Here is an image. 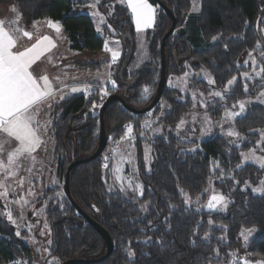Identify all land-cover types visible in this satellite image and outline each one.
I'll return each instance as SVG.
<instances>
[{
	"label": "trees",
	"instance_id": "16d2710c",
	"mask_svg": "<svg viewBox=\"0 0 264 264\" xmlns=\"http://www.w3.org/2000/svg\"><path fill=\"white\" fill-rule=\"evenodd\" d=\"M162 1L177 18L176 28L165 47L167 76H180L187 67L194 71L206 70L218 90L225 89L227 81L235 76L236 81L224 100L216 99L207 107L209 111L215 107L213 114L216 116L264 89V77L254 78L251 82L241 80V74L249 67L240 64L246 53L264 52V0H200L195 14L191 0ZM149 2L156 7V19L153 28L145 34L148 58L139 69L133 67L135 30L129 9L124 4H117L112 12L106 8L107 2L103 4L109 18L104 16L106 22L102 27L103 36H100L90 16L79 13L71 0H0L2 4H14L26 23L48 18L60 21L73 51H100L105 35L119 38L116 28L129 31L134 39L133 54L122 79L119 69L128 50L120 57L114 69L117 87L113 92L121 93L127 85V102L138 108L148 104L155 92L160 71V43L170 25L164 10L154 0ZM214 36L218 37L215 41ZM258 43L261 49L257 52ZM105 63L91 61L81 63V66L100 71ZM259 63L264 66V58H259ZM245 84L248 85L247 92ZM145 85L151 91L147 99L142 97ZM193 86L208 90L202 79L193 80ZM99 89L96 86L88 95L84 92L72 95L54 107L51 136L58 181L64 180L71 161L91 154L98 144L99 109L97 111L93 105L100 102ZM181 96L179 90L165 85L161 99L166 100L169 109L164 113L162 123L170 129L176 128L181 118L193 108L191 99L186 95L182 100ZM158 109L157 104L152 114ZM145 115L147 113L135 114L126 110L118 101H111L104 114L106 134L115 141L124 134L126 124L133 125L137 176L144 189L137 201L124 197L119 190L109 191L102 154L91 162L78 165L71 173L73 198L101 223L113 241L112 253L102 262L93 264H229L241 252L253 264L264 259V193L253 192L250 187L260 183L264 168L243 163L240 155L255 148L259 141L257 131L264 128V104L251 103L234 120V126L242 136L239 147L231 145L218 133L200 142L184 141L172 132L145 140L141 137L144 131L140 127ZM145 141L151 156L147 162ZM108 145L107 141L105 148ZM262 147L264 149V144ZM237 165L242 166L238 168ZM211 179L215 188L230 201L224 211H197L194 205L185 204V195L190 200L202 198ZM42 202L52 242L48 247L49 264L73 257L93 258L104 252L99 233L77 213L63 188H48ZM91 204L99 209L98 213ZM209 219L212 225H209ZM253 228L254 235L243 243L241 232ZM206 233L210 237L208 240ZM128 249L134 253L131 259ZM232 253L235 257L230 255ZM14 258L27 259L31 263V251L19 241L10 225L0 219V264H8Z\"/></svg>",
	"mask_w": 264,
	"mask_h": 264
},
{
	"label": "snow or ice",
	"instance_id": "6c2138e0",
	"mask_svg": "<svg viewBox=\"0 0 264 264\" xmlns=\"http://www.w3.org/2000/svg\"><path fill=\"white\" fill-rule=\"evenodd\" d=\"M100 3V0H95V3L90 5V8L93 11L89 12V15L98 18L99 22H106L103 15H101L97 9V5ZM121 3H126L127 8L129 9L130 15L132 17V21L135 25V29L137 33H141L146 29L152 28L156 19V8L149 3V0H121ZM193 11H196L195 2L193 4ZM48 26L53 29L57 35H59L63 31V26L60 21L52 20L51 18L47 19ZM15 23V22H12ZM35 23V22H34ZM111 29V25H108ZM24 37L29 39L32 38V33L27 30H22L19 27H16L13 31H9L8 28L5 27V21L0 20V134H4L7 138H11L12 141L15 142V147L11 151L6 152V160L0 158V173H3V178L0 179V198H4L5 200L8 198L9 193H15L16 189L12 188L10 184L7 183L10 177H16L18 172V162L21 157L31 158L35 160V156L33 155L38 149L41 148L42 144L46 142L42 139L41 128L42 125L40 121L37 119V114L39 108L42 104L47 101L55 100L56 93L63 92L68 85H63L56 89L53 87L52 81L49 79L47 75H34V65L37 64V61L41 59L46 53H48L51 49L56 47V44L52 37L49 35H43L36 39L35 43L31 44L29 47L23 48V50H14L17 45V39L14 33L21 32ZM97 31L100 32L101 29L98 26ZM213 41L217 40L218 37H213ZM114 43L117 45V48H112L109 46V41L105 40L104 48L106 51L111 53V64H115L118 58L121 55L119 51V41L116 40ZM141 47L143 48V43H141ZM259 47V45H257ZM260 55L264 57V52H261ZM249 57L252 58V65L254 69L255 77H264V66H261L260 71H255L256 67V59L252 56V52H249ZM245 65L249 63L246 60ZM109 75L108 82L112 85L113 88L117 87V82L114 79H110L111 73ZM189 73H185L183 78H179V84H172L170 81V87H181L183 91V87L186 86V78ZM243 77L245 79H251L252 76L248 72H244ZM59 79V78H57ZM236 81V77L233 76L232 79L227 81L225 86V91L231 86L234 85ZM209 84H214L215 81L211 78L208 79ZM91 86H85L84 88L72 86L70 89L71 93L77 92H85L87 93L88 89ZM245 92L248 91V85H244ZM99 91L102 96H106L109 94L107 86L100 87ZM150 94V88L145 85L142 89V97L147 99ZM203 95V94H201ZM264 96V92L260 94ZM210 96H214L219 98L220 100H224L225 94L221 91H216L211 93ZM65 99V95H60V100ZM193 99L195 100V94L193 93ZM211 102V101H209ZM264 103V100L260 101ZM202 106H206L203 100L200 101ZM246 103H250V101H239V112L229 111L225 108V118L226 119H235L236 117L242 115L245 111ZM48 107L51 108V104H48ZM96 105H93L95 108ZM164 107V105H162ZM235 107V105H233ZM196 117L193 116V120ZM203 122L205 125H210V118L205 114L203 116ZM159 117L152 119V112L147 113V117L145 122L141 125L143 129L150 130L152 136L145 137L143 132L141 133V137L144 139H154L155 136L162 132V127H153L156 124ZM47 124V122H46ZM46 124L44 127L46 128ZM185 124V121L182 119L179 124H177V136L179 138V131L181 127ZM125 132L124 135L120 137V141H128L129 146H131V142L135 139L133 133V125L128 123L124 126ZM212 131L211 127H202L201 133L202 135L205 133H210ZM262 131V140L257 141V145H259L262 141H264V130ZM229 137H236L237 139H242L240 134L234 129H229L227 132ZM7 141L0 142V155L5 153V144ZM236 143V141H233ZM239 147L240 145L237 143L236 145ZM195 149H193L194 151ZM149 152L150 148L145 145V161L149 160ZM245 161H253L259 164L261 168H264V157H259L256 155L254 149L249 150L246 153L240 154ZM117 156L120 157V162L113 165V174L116 181L119 182V191H126L125 182L127 185V189H131L134 192H138L139 195H143V184L140 182H136L135 186H133V180L130 177L124 176L122 173L124 169L121 167L122 163L130 164L131 156H123L120 152L119 141L115 142V146L111 149V157L109 155H105L104 163L102 167L104 169L109 168V160L115 159ZM242 165H237V167H241ZM30 171V170H29ZM223 176V172L221 173ZM24 184V178L21 177L19 181V185L22 186ZM261 184L264 185V181H261ZM113 189L109 188L111 192ZM253 192H264V187H254L252 189ZM181 192L183 190L181 189ZM29 195H35L31 190H29ZM57 195H61L57 193ZM14 203L27 205L29 203L28 200L21 197L20 200L13 201ZM230 201L222 194L213 191L212 195L209 197L207 204L205 207L208 210H224L227 208V205ZM192 201L187 198L185 195V204L190 205ZM196 203H199V198H197ZM7 207V205H5ZM63 207V205H61ZM95 208V205H92ZM146 210V209H145ZM96 211H99L97 208ZM199 211V209H197ZM7 219L11 221L13 224H16V220L13 219L12 212L7 211L5 213ZM35 215V213H34ZM21 218H23V214H21ZM151 223V222H150ZM209 225H212V220L209 219ZM29 230H31V225L27 226ZM45 228L48 227L47 223L44 225ZM224 227V226H221ZM50 231V230H49ZM43 231H41V235H43ZM16 235H20V232L17 231ZM241 235L244 236L245 241L248 240V235H251V232L248 235H244V232H241ZM205 239L208 240L210 237L208 234H205ZM51 240L48 241L50 245ZM129 258L134 257V253L128 249ZM218 252V250H217ZM235 257V253L230 254ZM57 264L59 262L57 261ZM231 264H236V260L233 259ZM240 264H253V262L246 258H241ZM255 264H264V259L255 261Z\"/></svg>",
	"mask_w": 264,
	"mask_h": 264
},
{
	"label": "rangeland",
	"instance_id": "374dc122",
	"mask_svg": "<svg viewBox=\"0 0 264 264\" xmlns=\"http://www.w3.org/2000/svg\"><path fill=\"white\" fill-rule=\"evenodd\" d=\"M71 1L77 2L78 4H85V2L79 3V1H86L87 2L86 8L77 9L79 12H84L86 14H89L90 11H93V9L90 8V5L92 3H95V0H71ZM194 2H195L197 10L196 11L192 10V12L195 14L199 10L200 0H191L192 9H193ZM3 4H8L14 10L12 13L7 14L6 17H9L11 20L14 19L13 21H15V20L21 21L22 20V17H21L20 13L18 12V10L14 4H9V3H3ZM117 4L126 5V3H121V0H114L111 2H107L106 8L108 9L109 12H112L113 8ZM75 5H76V3H75ZM95 10L100 12L98 5H97V9H95ZM100 14L103 15L101 12H100ZM95 23H96L97 27L98 26L100 27V29H101L100 32L102 33V31H103L102 27L105 24V22L101 23L98 20H96ZM147 30H149V29H147ZM147 30H146V32H147ZM146 32L144 31L143 33L141 32V33L135 34V42L137 44V47L135 50L134 65L138 64L139 61L145 60L148 58L147 40L145 38ZM105 37L112 38L113 40H115V41L118 40L120 42L119 38H116L113 35L108 34V35H105ZM141 43H143V48L141 47ZM55 44H56L55 48L57 51H51V52L47 53L46 54L47 55L46 61L49 62V64L54 65L52 68H50L49 71L53 72L54 73V79H57L56 78V76H57L56 71H57V69L60 68V66L58 64L64 63V61H66V59L72 55V51H70V49L68 47V45H69L68 41L65 40L64 38L57 41V43H55ZM257 45H259V47H257ZM257 45H256V50L258 52L261 49V44L258 43ZM109 46L114 48V49H115V47H117L116 45H114V46L109 45ZM119 47H120V43H119ZM110 56H111L110 52L100 50V51L91 53L89 55H85L84 53H81V55H79L78 58L82 61H99L102 59H109ZM252 56L256 59L257 63H256L255 71L258 72L261 70L259 58H264V57H262L260 55V53L254 54L253 52H252ZM246 60L249 61V63L247 65H245V63H244ZM240 64L242 66L249 67V69L245 72H248L250 74V76H252L251 79H245L242 75L244 73L243 72L241 74V80L242 81H250L251 82L254 78H257L254 75L252 58L249 57V52L242 56V58L240 59ZM56 66H59V67H56ZM112 66H113V64H112ZM133 67L135 68V66H133ZM110 69L109 68L107 69V75H105L104 72H101L100 74L99 73L96 74L97 72L93 73V76L100 77V81H102V86H105V85L107 86L109 94L114 93L113 90L116 88V87L113 88L112 85L108 82V80H109L108 74L111 73L110 79H113L115 67H114V69L112 67ZM185 73H189V75L186 78V86L183 87V91L181 90V87H179V86L170 87V81L174 85L179 84V78H183ZM185 73L180 75V76L168 75L167 79H166L167 87L179 90L181 92V94L183 95V96H181L182 100L184 99L183 97L187 95L192 101V107L193 108L181 118V120L183 119L185 121V124L181 127V129L179 131V137L184 141L200 142V141L206 139L209 135H211L213 133H218V134L224 136L229 141V143L231 145L236 146L237 143L240 145V141L242 139H237L236 137H229L227 135V132L230 128L237 131V129L234 126V120L237 117L234 120L233 119H226L225 118V110L221 113L220 116H216L213 114V112L216 110L215 107H211V111H209L207 109V107L209 105H213V103L215 102L216 99H219V98H216L214 96H210L211 93H214L216 91H221L222 93H224L226 95V93L230 87L227 89V91H225V89H223V90L215 89L213 84L208 83V79L209 78L212 79V77L208 73V71H206V70L194 71V70L190 69L189 67H187V70ZM59 76L62 77V74H60ZM200 79L205 80V82L207 83L208 90L205 91V90H202L198 87L193 86V80H200ZM81 86L82 85L79 84L77 87H81ZM95 87L96 86H92L89 88V90L92 92ZM68 91H70V90H64L63 92H60L59 96L63 94L66 97V95H69ZM262 92H264V89L258 91L254 96H252L249 99L241 100V101H246V102L250 101V103H246L245 110L251 103H254V102L261 103L260 101L264 100V96L260 95ZM193 93L195 94V100L193 99ZM99 94H100V102L96 103V107H95V108H97V111L100 108L102 102L109 95L108 94L106 96H102L101 92H99ZM150 94H151V91H150ZM201 94H203V95H201ZM201 100H203L205 102L206 106L201 105V103H200ZM209 101H211V102H209ZM157 104L159 106V109H158L157 113L152 114V119L159 117V120H157L156 124L153 125V127L154 128L155 127H162V132L157 134V135H165L169 132H172V133L177 135V127L174 129H170L162 123L163 115L169 109L168 103L166 102V100L160 99ZM262 104H264V103H262ZM162 105H164V107H162ZM197 108H199V109H197ZM228 110L239 112L240 109H239L238 102L235 104V107L232 106ZM45 111H47V110H45ZM97 111H96V113H97ZM149 112H152V110ZM149 112H146V113H149ZM52 113L55 114L54 108L52 110ZM205 114H207V116L210 118V121H211L210 125H205L203 122L202 118ZM193 116L196 117L195 120H193ZM146 117H147V115H145V117L141 120L140 127L145 122ZM53 118H54V116L51 117L52 121H53ZM202 127H211L212 131L210 133H205L202 135V133H201ZM141 129L144 131L143 134L145 137L152 136V133L150 130L146 131L142 127H141ZM261 130H264V128L259 129L257 131L259 136H260L259 141L262 140V131ZM240 137L242 138V136H240ZM106 138H107L109 145L107 148H105V150L102 153L101 158L103 160V163H104L105 155H109L111 157V149L115 146V142H116L115 140H113V137L109 134L108 135L106 134ZM44 141L46 142L45 146H47L48 142H49V138H48V134L46 132H45ZM117 141H119L120 152L123 154V156H129V155L131 156V163L130 164H126V163L121 164V167L124 169L122 174L126 177H130L133 180V186H135L136 182L142 183L141 180L137 176V158H136V149H135L136 138L131 142V146H129L128 141H120V139ZM233 141H236V143H233ZM263 144H264V141H262L259 145L256 144V147L253 148L256 152V155L259 157H264V149L262 147ZM145 145H147L149 147V145L146 141L143 142L144 150H145ZM36 152H39V151L37 150ZM246 152H248V151H245L242 153H246ZM49 157H51V156L49 155ZM47 158H48V156H47ZM150 158H151V156H150V152H149V159ZM119 162H120L119 156H117L115 159H110L109 160V168L105 169V173L107 174L105 182H106V186L108 189L112 188L113 190H119V187H120L119 182L115 180L114 174H113V165H115ZM242 162L243 163L250 162V163H254V164L259 166L258 163L253 162V161H245L243 158H242ZM18 164H19V162H18ZM48 165H51V163H49ZM48 165H47V167H48ZM44 166H45V164L44 165L39 164L37 167H35V166H34V168L31 167V168H33V170L22 171V172L17 173L18 175L16 177H10L8 179L7 183L10 184L12 188H15L16 191L14 194L12 192H10L9 196L6 200L4 198H0V219L10 225V227L13 230L15 235H16L17 231L20 232L19 236L16 235L17 238L19 239L20 242H22L23 244L28 246V248L31 251V255H32L31 263H28L27 259H25V260H21L19 264H49V262L47 261V256H48V247H49L48 241L50 240V232H49L48 227L47 228L44 227L45 223H47V222L45 219V212H44L45 211V205L42 204L43 203L42 200H43L44 192L47 190L48 187H54L53 186L54 184H52V186H46V183H45L46 178H45V174L43 172V170H45L46 168H44ZM21 177L24 178V184L22 186L19 185V181H20ZM2 178H3V173H0V179H2ZM261 181H264V177L262 178ZM261 181L256 186L250 185V187L252 189L254 187H264V185L261 184ZM63 182H64L63 179L59 180L57 182L56 186H58L62 189L63 188ZM125 188H126V191H124V192L120 191V192L126 198H128L130 200L137 201L138 198L141 196V195H139L138 192H134L131 189H127L126 182H125ZM29 190H31L33 193H35V195H29ZM213 191L220 193L214 186V180L211 179L208 183L206 190H205L204 196L202 198L198 197L199 203H196V200H197V198H196L194 200H191L192 201L191 205H194V207L197 209H207L205 207V205L207 204V201H208L209 197L212 195ZM256 193H264V192H256ZM21 197L28 200L29 203L27 205H23V204H18V203L13 202L16 200H20ZM41 198H42V200H41ZM5 205H7V207H5ZM216 210L217 211H224L225 209L224 210L216 209ZM7 211L12 212V216H13V219L16 220V224H13L11 221H9L7 219V216L5 215V213ZM34 213H35V215H34ZM21 214H23V218H21ZM29 224L32 226L31 230H29V228L27 227ZM41 231H43V233H44L43 235H41ZM254 231H255L254 228L250 229L248 231H244V235H248V233L251 232V235H248V240H250L251 237L254 235ZM242 241H243V243H246L244 236H242ZM240 254H243V253L241 252ZM233 259L234 258H232L231 261ZM231 261L229 264H231ZM8 264H15V263L10 262Z\"/></svg>",
	"mask_w": 264,
	"mask_h": 264
},
{
	"label": "crops",
	"instance_id": "0c3cea01",
	"mask_svg": "<svg viewBox=\"0 0 264 264\" xmlns=\"http://www.w3.org/2000/svg\"><path fill=\"white\" fill-rule=\"evenodd\" d=\"M72 2H74V1H72ZM82 2L83 3L85 2V4H78L77 2H74V3H76V10L79 8H83V9L86 8L87 2L86 1H79V3H82ZM13 11H14L13 8L11 6H9L8 4H2V3L0 4V20L5 21V27L8 28L9 31H13L16 27H19L22 30H27V31L32 33L31 39L24 37L22 35V31L14 33V35L16 36V39H17V45H16V48L14 50H23V48L31 46V44L35 43L37 38H39L43 35H49L50 37L53 38L55 43H57V41L61 40L62 38H64L66 40V37L63 34V32H61L59 35H57V33L48 26V24L46 22L47 19H37V20H33L30 23H26L23 19L21 21H16V20L13 21L14 19L11 20L9 17H6L7 14L12 13ZM79 13H84V12H79ZM87 15H89V14H87ZM90 18L92 19L94 27L97 31V26H96L95 22H96V20H98V18H94L92 16H90ZM12 22H15V23H12ZM133 26H134V30H135V34H136L137 32H136L134 23H133ZM149 29H151V28H149ZM146 30H144V31L146 32ZM97 33L100 36H103V31H102V33L97 31ZM105 40L109 41V45H113V46L116 45L114 43L115 40H113L112 38H108V37L104 36V42H105ZM68 47H69V45H68ZM136 47H137V44L135 42V50H136ZM115 48H117V47H115ZM102 50L106 51L104 47ZM135 50H134V54H135ZM51 51H57V50H56V48H53L49 52H51ZM70 51H72V55L69 56L66 59V61L63 60L64 63L58 64L60 66V68H59L60 70L57 69L56 78H59V80L54 79V73L49 71L50 68H52L54 65L49 64V62L46 61V56H47L46 54L47 53L43 57H41V59L39 61H37L36 65L33 66L35 69L34 75H47L49 77V79L52 81L53 87L56 89H59L62 86V84L68 85V87L65 88L64 90H70L72 86H78L79 84L82 85L81 88H84L85 86H88V85H90L91 87L92 86L101 87L102 81H100V77L93 76V73L97 72L96 74H98V73L100 74L101 72H104L105 75H107V69L108 68L110 69L112 67L114 69V67H116V65L119 62L120 57L122 55V44L120 41L119 51L121 52V55L118 58L117 62L115 64H113V66L111 64V67H109V64L111 62V56L109 57V59L99 60V61H105L106 62L100 71H91V70L85 69L84 67L81 66V63L91 62V61H82L78 58L79 55H81V53H84L85 55H89V54H91V52H78V51H73L71 49H70ZM145 61H146V59L139 61L138 64L134 65L135 68H139ZM59 66H56V67H59ZM60 74H62V77L59 76ZM59 93H60L59 91L56 93L54 101L50 100V101H47L44 104H42L40 106L38 114H37V119L40 121V123L42 125V128H41L42 139L44 140L45 132L48 134V138H49L48 145L45 146V144H42L41 148L38 149L39 152H35L33 154L35 156V160L31 159L30 157L29 158L21 157L19 160L18 172H17V173H19L22 171L33 170L34 166L37 167L39 164H43V165L45 164L44 168H46V169L43 170V172H44L45 178H46V182H45L46 186H52V184H54L53 185L54 187H56V185H57L58 178H57V163H56V157H55V152H54V144H53V140H52V136H51V124H52L51 117L54 116L52 113V110L54 107L58 106L62 101H64L68 97L75 95V94L83 93V92L71 93L70 91H68L69 95H66L65 99H63V100H60ZM49 103L51 104V108L48 107ZM44 109L47 111H45ZM46 122H47V124H46ZM44 123L46 124V128L44 127V125H45ZM4 141H7V143L5 144V153L0 155V158H3L6 160V152L11 151L15 147V142L12 141L11 138H7L4 134H0V142H4ZM49 155L51 157H49ZM47 156H48V158H47ZM49 163H51V165H48ZM47 165H48V167H47ZM31 167H33V168H31ZM48 188H51V187H48Z\"/></svg>",
	"mask_w": 264,
	"mask_h": 264
},
{
	"label": "water",
	"instance_id": "95a60500",
	"mask_svg": "<svg viewBox=\"0 0 264 264\" xmlns=\"http://www.w3.org/2000/svg\"><path fill=\"white\" fill-rule=\"evenodd\" d=\"M108 1H113V0H101L100 3L98 4V8L100 10V12L102 14H104V16L106 18H109V14L103 10L102 6L105 2ZM156 2V4L161 7L164 12L167 14L169 20H170V25L168 27V29L166 30V32L164 33V35L162 36L161 39V43H160V71H159V76H158V80H157V86L155 89V92L150 100V102L148 104H146L143 107H133L131 105L128 104L127 102V97L128 95L126 94L127 91V85H125L124 90L122 93H111L109 94L105 100L102 102L99 111H98V121H99V136H98V144L95 148V150L82 158H78L75 159L73 161H71L69 163V165L67 166L66 170H65V176H64V182H63V191L65 193V195L68 197V199L71 201L73 207L75 208V210L77 211V213L79 215H81L86 221L87 223H89L100 235V237L103 240L104 243V252L97 257H93V258H85V257H73V258H69L59 264H93V263H99L102 262L104 259H106L113 251V241L112 238L110 237L108 231L101 225V223L89 212H87L83 207H81L73 198L71 190H70V177H71V173L73 171V169L75 167H77L80 164H84V163H88L91 162L95 159H97L104 151L105 147H106V142H107V138H106V129H105V119H104V114H105V110L108 106V104L111 101H118L122 104V106L135 114H144L146 112L151 111L159 102V100L161 99L163 90L165 88L166 85V79H167V65H166V54H165V47H166V42L168 37L174 32L176 25H177V18L176 16L173 14V12L170 10V8L162 1V0H154ZM184 20V16H182L181 18V22H183ZM119 39L121 41L122 44V55L121 57H123V55L125 54L126 50H128V55L126 57V59L124 60L122 66L119 69V77L120 79H122V75H123V71L127 68L132 54H133V49H134V39L131 35V33L129 31H120L119 29H115ZM142 65L139 67V69H141ZM91 204L90 207L92 209L95 210V212H99L96 211V207L93 208Z\"/></svg>",
	"mask_w": 264,
	"mask_h": 264
},
{
	"label": "built area",
	"instance_id": "2783aa9c",
	"mask_svg": "<svg viewBox=\"0 0 264 264\" xmlns=\"http://www.w3.org/2000/svg\"><path fill=\"white\" fill-rule=\"evenodd\" d=\"M90 90L88 89L87 93L84 92V94L88 95L90 94ZM241 258H246L244 255L239 254L238 256H236L234 259L236 260V264H240V260ZM247 259V258H246ZM20 259L19 258H14L11 262L15 263V264H19L20 263Z\"/></svg>",
	"mask_w": 264,
	"mask_h": 264
},
{
	"label": "flooded vegetation",
	"instance_id": "af4514ba",
	"mask_svg": "<svg viewBox=\"0 0 264 264\" xmlns=\"http://www.w3.org/2000/svg\"><path fill=\"white\" fill-rule=\"evenodd\" d=\"M122 92H123V91H122ZM122 92H121V93H122Z\"/></svg>",
	"mask_w": 264,
	"mask_h": 264
}]
</instances>
